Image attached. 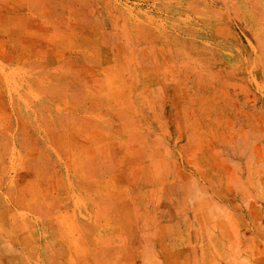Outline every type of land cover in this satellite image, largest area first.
Instances as JSON below:
<instances>
[{
	"label": "rangeland",
	"instance_id": "rangeland-1",
	"mask_svg": "<svg viewBox=\"0 0 264 264\" xmlns=\"http://www.w3.org/2000/svg\"><path fill=\"white\" fill-rule=\"evenodd\" d=\"M0 264H264V0H0Z\"/></svg>",
	"mask_w": 264,
	"mask_h": 264
}]
</instances>
